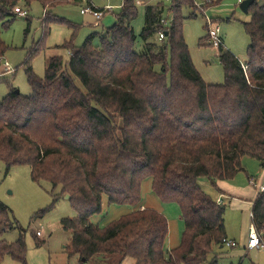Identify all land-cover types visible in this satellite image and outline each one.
<instances>
[{"label":"trees","instance_id":"16d2710c","mask_svg":"<svg viewBox=\"0 0 264 264\" xmlns=\"http://www.w3.org/2000/svg\"><path fill=\"white\" fill-rule=\"evenodd\" d=\"M135 1L123 0L98 46L93 45L97 33L77 46L80 26L53 10L69 4L100 10L93 0H0L3 29L17 17L14 8L38 3L43 37L53 24L65 23L72 30L70 39L57 46L68 58L50 57L43 78L32 68L44 49L42 39L27 53L22 67L30 95L5 83L0 162L6 171L29 167L33 182H47L60 188V196L69 197L75 216L61 219L60 226L70 231L65 252L76 264H218L209 255L226 238L225 207L198 180L207 179L219 192L218 181L244 171L243 158L256 160L264 169V0L249 6L251 18L243 24L250 41L246 61L218 48L224 72L219 85L207 84L192 64L183 35V11L191 1L145 6L141 52L135 51L131 26L137 17ZM170 13L172 21L164 29L160 21ZM161 32L165 36L159 41ZM7 49L0 33V58ZM146 178L162 202L180 210L184 231L179 246L170 251L165 247V216L140 206ZM102 196L110 204L138 208L100 227L91 218L100 214ZM56 202L54 197L38 215ZM251 213L264 241V192L257 194ZM14 225L11 212L0 202V236ZM20 231L13 243L0 240V264L5 257L26 264ZM33 239L41 245L40 239Z\"/></svg>","mask_w":264,"mask_h":264},{"label":"rangeland","instance_id":"374dc122","mask_svg":"<svg viewBox=\"0 0 264 264\" xmlns=\"http://www.w3.org/2000/svg\"><path fill=\"white\" fill-rule=\"evenodd\" d=\"M138 1L140 2L139 4ZM189 8L184 9L183 15V35L187 44L191 61L207 84L219 85L224 81V72L218 59V48L209 43L208 29L212 26L219 27V36L222 38L223 46L241 61H246V49L250 43L249 37L244 30L243 24L248 22L251 14L244 13L240 9L239 0H220L214 5L212 0H190ZM215 2L217 0H214ZM244 1V0H240ZM123 0H93L96 8L106 10L104 16L95 25V21L88 16L80 13L81 6L69 4L59 6L53 10V14L60 18L70 21L80 26L75 37V45H81L91 33H97L93 39V45L100 44V35L110 27L115 19V15L120 12ZM157 3L168 4L167 0H136L137 17L131 23L136 35L135 51L143 50V42L140 33L144 22V8L146 5ZM21 6L22 9L25 7ZM193 15V17H190ZM30 23L28 24L27 19ZM43 10L38 3H33L27 8V16L17 15L7 28H1V39L8 49L0 62V100L7 93L6 82L10 81L15 90L23 96L31 94L27 84L22 64L28 52L42 39L44 49L33 59L32 68L34 73L43 78L48 59L53 56H61L65 60L68 54L65 50L57 47L70 39L72 30L65 23L53 24L50 26L49 33L42 35ZM1 24V23H0ZM28 29V31H26ZM201 40H203L201 42ZM8 63L12 72H3L4 63ZM76 84L82 88L81 83L75 79ZM242 165H246L244 171L238 173L236 180L247 183V176L253 178L259 172V163L245 157ZM234 177V178H235ZM260 177V175H259ZM258 177V178H259ZM199 186L212 198H216L215 191L207 179L198 180ZM241 185V184H240ZM251 187V183L249 184ZM140 206L153 209L163 214L168 223V234L165 243L167 250L179 246L181 243L184 223L181 219L180 210L174 203L162 202L152 191L151 178H146L141 183ZM57 202L49 211L43 215H38L40 210L50 206L53 198ZM0 202L11 212V217L15 221V228L9 229L0 240L8 243L15 242L20 236V229L24 230L26 244V264H76L75 259H69L65 252V247L71 237L70 231H65L60 226L63 218L75 216L66 195L60 196V188H53L47 182L35 183L30 178V169L27 166L13 167L9 171L0 162ZM237 204V203H236ZM238 205V204H237ZM246 206H233L226 204L225 207V233L232 234L238 244L235 249H220L213 246V255L216 256L218 264H264V249L252 250L251 254L247 249H243L242 240L247 242L248 230L251 225L250 209H243ZM138 206L113 205L107 201L106 196H102L101 212L91 218L94 225L103 227L106 224L119 219L121 216L131 213ZM37 232L40 236H37ZM33 238L42 241L41 245H36ZM242 238V240H240ZM247 250V251H246ZM242 251V253H240ZM247 254V258L243 255ZM243 259L239 263V259ZM212 254L209 255V259ZM1 264H19L10 257H5ZM123 264H130L125 260Z\"/></svg>","mask_w":264,"mask_h":264},{"label":"crops","instance_id":"0c3cea01","mask_svg":"<svg viewBox=\"0 0 264 264\" xmlns=\"http://www.w3.org/2000/svg\"><path fill=\"white\" fill-rule=\"evenodd\" d=\"M20 8H21V6H20ZM25 10L27 11L26 8H25ZM80 13H81V10H80ZM82 15H88V16H90L93 19V21H95V23H94L95 25H97L98 22H99V20L95 19L93 16H91L88 13H85V14H82ZM115 21H116V19H114L112 25L115 23ZM245 166L246 165H243V167H244V173L247 174L246 171H245L246 170V167ZM259 172L260 173L257 172V174L254 176V178L251 175L247 176V183L240 182V178H239V180H236V177H238L237 176L238 174L236 175L235 178H233L231 180H228V181H218L217 182V185H218V188H219V192H217V196L215 198L216 199V202L218 203V201H219L220 202V205H222L224 207H226V204L227 203L229 205H233V206H238V205H240V206H246L243 209H247L248 208V210L250 209V213H251L252 204L255 201L258 192H257L256 187H254L252 184L251 185L253 187H251L249 184L251 183V180L255 181L257 184H259L261 182V180H262V178L264 176V169L259 170ZM259 175H260V177H259ZM144 208H145V206L144 205H141V209H144ZM224 228H225V219H224ZM225 234H226V239L231 240V241H234L236 243V240L234 238H230V237H233L232 234H227V232ZM240 240H242V238ZM241 243H242L243 249L245 250L246 249V247H245L246 246V241L245 240H242ZM237 245H236V247H237ZM218 247L220 249H222V248L223 249L224 248L226 249L227 248L224 245H220ZM236 247H234V248H227V249L228 250L229 249L231 250V249H235ZM168 251H170V250H168ZM251 251L252 250H248V252H251ZM240 253H242V251H240ZM251 254H255L256 255L257 253L251 252ZM247 256L248 255L245 254V255H243V258H247ZM212 258H216V256L213 255V253H212ZM243 258L240 257L239 263L241 262V260ZM258 260H259V258L257 257L256 258V263H259ZM251 264H254V263L251 262Z\"/></svg>","mask_w":264,"mask_h":264},{"label":"built area","instance_id":"2783aa9c","mask_svg":"<svg viewBox=\"0 0 264 264\" xmlns=\"http://www.w3.org/2000/svg\"><path fill=\"white\" fill-rule=\"evenodd\" d=\"M168 2H170L171 0H167ZM239 2H241L239 0ZM140 2L138 1L137 4H139ZM111 10V7H107L106 10L104 9H93L92 7H86V8H82L81 9V13L85 14L88 13L91 16H93L95 19L97 20H101L102 17L104 16V11H109ZM14 13L17 14L20 17H26L27 16V11L25 9H22L20 7H16L14 8ZM172 21V14L170 13L168 15V17H162L160 23L163 25L164 29H167L170 26V23ZM208 33H209V43H211L214 47L219 48L220 46H223V41L222 38L219 36V27L218 25L215 27H210L208 29ZM164 34L163 32H161L158 36V40L162 41L164 39ZM224 47V46H223ZM2 58H0V62H1ZM243 70H246V66L244 65V63L240 62ZM3 72L6 73H10L12 72L10 66L8 63H4L3 67H2ZM251 184L256 187L257 192L258 193H262L264 192V176L261 180V182L259 184H257L255 181L251 180ZM218 204H220V202L218 201ZM250 219L252 220V213H250ZM37 236H40V233L37 232ZM223 245L227 248H234L236 247V243L234 241L228 240V239H223L222 241ZM246 249L248 250H259V249H264V241L261 237V234L257 231V229L255 228V226L252 224L249 227L248 230V237H247V242H246Z\"/></svg>","mask_w":264,"mask_h":264},{"label":"water","instance_id":"95a60500","mask_svg":"<svg viewBox=\"0 0 264 264\" xmlns=\"http://www.w3.org/2000/svg\"><path fill=\"white\" fill-rule=\"evenodd\" d=\"M255 1H261V0H244V1H241L239 7H240V9L242 10V12H244V13L247 14V13H248V8H249V6H250L252 3H254ZM16 92L19 93L18 90H16ZM66 199H69V197L66 196Z\"/></svg>","mask_w":264,"mask_h":264}]
</instances>
